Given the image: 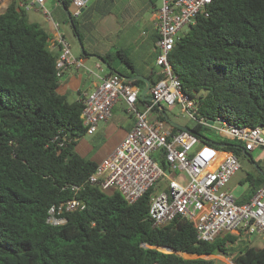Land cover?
Masks as SVG:
<instances>
[{
  "label": "trees",
  "instance_id": "1",
  "mask_svg": "<svg viewBox=\"0 0 264 264\" xmlns=\"http://www.w3.org/2000/svg\"><path fill=\"white\" fill-rule=\"evenodd\" d=\"M57 1L66 9L70 6L69 0ZM71 20L72 32L82 43L79 22L72 14ZM49 38L14 2L0 13V264H216L203 256L218 254L232 264H264V245L246 244L240 235L199 241L193 224L179 217L153 226L149 202L164 188L163 178L133 204L117 191L107 193L87 182L97 162L76 151L77 140L86 134L80 118L83 100L70 101L58 92V54ZM82 53L90 55L84 47ZM96 55L110 75L114 71L126 77V83L143 87V81L131 80L113 66L118 58L134 70L125 50ZM168 59L183 91L196 101L200 117L237 127H264V0H212L208 15H199L181 34ZM147 78L153 85L160 75L156 71ZM160 106L154 105L153 113L166 120L170 108ZM186 128L204 145L238 157L243 153L240 141L217 132V140L208 137L209 131H216L213 126L195 122ZM180 129L172 125L171 131ZM63 135L70 140L59 145ZM246 154L264 172L251 153ZM151 157L166 170L163 149ZM245 181L252 196L264 177L258 169ZM72 198L85 209L64 213L62 224L46 222L52 205Z\"/></svg>",
  "mask_w": 264,
  "mask_h": 264
},
{
  "label": "built area",
  "instance_id": "2",
  "mask_svg": "<svg viewBox=\"0 0 264 264\" xmlns=\"http://www.w3.org/2000/svg\"><path fill=\"white\" fill-rule=\"evenodd\" d=\"M88 1L69 0L74 7V17L81 14ZM156 1L160 6L154 22L157 33L154 49L160 78L149 90L154 101L144 103L140 109L139 88L116 74L101 78L95 89L82 98L80 118L86 134H94L100 123L110 119L117 101H124L127 112L134 117L131 128L113 151L97 162L87 182L107 193L117 191L128 204H133L163 178L164 188L149 202L148 216L153 226L160 227L175 218H185L193 224L196 239L203 242H211L226 233L240 235L241 239L264 234V184L241 203L236 201L228 186L240 169L239 157L233 152L202 144L190 130L172 133V127L165 120L151 117L157 102L169 108L178 105L182 113L203 125H209L210 121L198 114L196 101L183 91L168 57L175 42L197 17L208 15L212 0ZM18 3L17 7L23 11H41L53 25L55 32L49 38V46L58 49L56 75L60 78L68 67H80L81 60L71 53L67 40L59 31V24L44 7L45 0H19ZM5 9L4 0H0V13ZM216 121L220 123L219 127H214L217 133L225 139L242 142L245 151L264 148L263 126L237 127L219 119ZM59 139V145L70 140L64 135ZM160 149L165 152L166 170L151 157ZM72 188L78 189L77 186ZM84 209L85 204L76 198L59 202L48 209L46 222L62 224L66 221L64 213Z\"/></svg>",
  "mask_w": 264,
  "mask_h": 264
},
{
  "label": "crops",
  "instance_id": "3",
  "mask_svg": "<svg viewBox=\"0 0 264 264\" xmlns=\"http://www.w3.org/2000/svg\"><path fill=\"white\" fill-rule=\"evenodd\" d=\"M12 2H14L19 7V0H4L6 8ZM61 6L62 4L57 1V4H55L52 8L53 12H55ZM159 6L160 2L156 0L152 2H148L147 0H89L86 7L82 9L81 14L76 17V19L79 22V27L84 28V30L88 33L86 34V39L88 40H90L91 37L90 32L97 31V28L99 26L102 28H110L109 34L110 36H113L116 35L115 33L122 28L124 23L128 24L132 20L140 21L142 27L141 33L145 35V39L140 42L139 47L136 49L138 52L141 47H146V55L144 56L143 65L139 64L138 68L136 67L135 75H143L147 78V76L151 75L152 72L158 71V67L155 64L156 52L154 47L157 39V33L154 29V22L157 19ZM30 10H33V16H30ZM30 10L25 11L28 20L30 22L40 24L48 32L50 37H53L55 32L53 25L47 21L45 16L42 18V22L41 20H37L36 18L30 19V17H35L36 14L41 13V11L36 9ZM146 11L149 13L148 19L144 17ZM51 15L53 17V20L59 24L61 16L57 14L54 15L53 13H51ZM68 21L66 22L65 18V22L70 25V21ZM59 31L61 32V34H63V31L60 28V24ZM106 36H108V34H106L105 37ZM94 44L95 46H89V48L95 50V53L99 55L110 54L105 45L99 46L96 43ZM52 49L58 54L57 48ZM92 55L96 54H90L89 56L92 57ZM81 62L83 63V60H81ZM98 66L100 67V65H97V67ZM109 71L111 70L108 69V73L105 76L110 75ZM113 74L116 73L112 71V75ZM126 76L131 77L132 75ZM89 77L90 75L85 70H81V67L70 66L63 72L62 76L60 77L58 92L66 95L67 97L69 95H73V99H71L70 101L83 98L87 94L92 92L97 85V81H89ZM144 87L145 84L142 88L138 87L140 90L139 96ZM146 96L151 98L150 92L148 95L146 94ZM138 106L141 109L143 107V103L139 102ZM151 117H156V113H152ZM133 123L134 117L127 112L125 102L122 100L117 101L112 108V115L110 119H108L106 122L100 123L94 134H85L77 140L76 151L85 158L99 162L103 157L113 151V149L123 139L126 132L131 128ZM87 137L90 138L88 139ZM260 149L262 150L260 154H254V157L256 159L255 161L261 159L264 155V148ZM254 151L250 152L251 156L252 152ZM243 180H245V178H243ZM241 181L242 180H240V182ZM235 187L236 186H232L229 188L232 191ZM249 194V192L242 193L240 197L236 198V201L239 203L246 201L250 196ZM262 238L264 239V235L262 236ZM251 239L252 238L250 237L248 239H245L246 244L248 243L251 245H255L252 243V241H250Z\"/></svg>",
  "mask_w": 264,
  "mask_h": 264
},
{
  "label": "rangeland",
  "instance_id": "4",
  "mask_svg": "<svg viewBox=\"0 0 264 264\" xmlns=\"http://www.w3.org/2000/svg\"><path fill=\"white\" fill-rule=\"evenodd\" d=\"M57 4V0H45L44 7L48 9L51 13L54 15H60V28L63 31V36L69 43L70 51L73 54L74 57L83 60V63L81 62V70H85L89 75V81H97V84L100 83L101 78H103L108 73V67L104 65L101 61L97 60L96 57L91 56H80V44H83L82 46L86 49V51L90 54H96L95 50H92L89 48V46H95L94 43H96L99 46L105 45L106 49L109 51L111 55L115 54V51L117 49L123 48V50L126 51L128 56L130 57L134 70L127 67L121 60L118 58H115L113 66L119 71L126 75H132L134 76L136 73V67L138 68L139 64L144 63V56L146 55V47H141L140 50L137 52V49L140 45V42H142L145 39V35L141 33V24L138 20H132L128 24H123L122 28L117 31L113 36H110L109 31L110 28H102L98 27L97 31H91L90 32V40L86 39V34H88L84 28L79 27V32L82 36V43L78 40V38L73 34L72 28L69 24L65 22V18L67 16V12L63 9V7H59L55 12H53L54 5ZM68 11L74 15V7L69 6ZM33 10H30L29 14L30 16H33ZM53 15V16H54ZM149 13L146 11L144 17L148 19ZM44 15L42 13H38L35 15L37 20H41ZM100 34V36H99ZM108 34V36L105 37V35ZM96 40V42H95ZM98 46V47H99ZM94 49V48H93ZM143 56V60H142ZM147 57V56H146ZM97 65H100V68L97 67ZM131 76V77H132ZM142 85L140 84L139 88H141ZM149 92L147 93V95ZM67 98L69 100L73 99V95H69ZM167 115V122L170 126H177V127H191L195 120L189 118L187 115L181 112L180 107L178 105H174L170 109L166 110ZM220 123L215 121L213 127H219ZM217 131L211 130L207 133V136L210 138H213L217 140L219 137L216 133ZM88 139L90 137H87ZM262 150L259 148L252 152V156L254 157V154H260ZM239 162H240V169L237 171L236 175L232 178V180L229 183V187L236 186L231 192L235 198H238L241 196L242 193L248 192V182L243 180L247 176V174L256 175L258 173V169L256 168V163L251 162V160L246 157L243 153L239 156ZM257 162L264 168V155L261 159H258ZM240 180H242L240 182ZM264 234H254L252 239L253 244L262 246L264 245V239L262 238ZM235 245V244H233ZM239 246H243L242 244ZM237 248V247H236ZM164 250V249H162ZM169 251V250H164ZM183 257L189 258L190 256L186 254H182ZM205 258H214L216 260V264H232L229 257L226 255L218 254V255H207L203 256Z\"/></svg>",
  "mask_w": 264,
  "mask_h": 264
},
{
  "label": "water",
  "instance_id": "5",
  "mask_svg": "<svg viewBox=\"0 0 264 264\" xmlns=\"http://www.w3.org/2000/svg\"><path fill=\"white\" fill-rule=\"evenodd\" d=\"M62 7H63V9L67 12V18H68V20H69L70 23H71L72 20H71V14H70V12L68 11V9L64 8L63 4H62ZM187 30H188V29H187ZM76 37L78 38L77 35H76ZM78 40H79V38H78ZM80 52H81V53L83 52V46H82V44H80ZM82 54H83V53H82ZM92 57H96L99 61H101L104 65H106V64L103 62L102 58H100L99 56L92 55ZM106 67H107V65H106ZM122 78L125 79L126 77L122 76ZM127 78H129V79H131V80H141V81H143L144 84H145V87H144V89L141 91L139 98H140L141 100H150V101H154L153 98H149V97L146 96L147 92L150 90V87H151V82L149 81L148 78L144 77L143 75H134V76H132V77H127ZM156 105L159 106L160 104L156 102ZM208 124H209V126H213V121H209ZM179 128H181V129H183V130H189V129L186 128V127H179ZM211 143H212L213 145L217 146V147H223V146H224V144H221V143H218V142H211ZM242 152H243L244 154H246V151H245L244 149H242ZM246 156L249 157L248 154H246ZM255 165H256V167H258V169H259V170L261 171V173H262V176L264 177V172L261 170V168H260L257 164H255ZM158 249H160V250H162V249H164V250H170V251H168V252H174V250L171 249V248H169V247H159ZM186 255H188V256H190V257H198L197 255H190V254H186ZM190 257H189V258H190Z\"/></svg>",
  "mask_w": 264,
  "mask_h": 264
}]
</instances>
